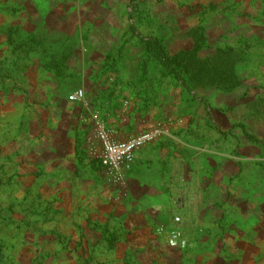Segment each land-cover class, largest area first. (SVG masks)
Listing matches in <instances>:
<instances>
[{"label": "rangeland", "instance_id": "obj_1", "mask_svg": "<svg viewBox=\"0 0 264 264\" xmlns=\"http://www.w3.org/2000/svg\"><path fill=\"white\" fill-rule=\"evenodd\" d=\"M0 264H264V0H0Z\"/></svg>", "mask_w": 264, "mask_h": 264}, {"label": "built area", "instance_id": "obj_2", "mask_svg": "<svg viewBox=\"0 0 264 264\" xmlns=\"http://www.w3.org/2000/svg\"><path fill=\"white\" fill-rule=\"evenodd\" d=\"M82 96L83 92L77 91L71 96V99L76 100ZM153 138V134H143L121 143L110 141L108 137L103 136V161L111 170L116 172L120 171L123 167L128 166L133 161L135 152Z\"/></svg>", "mask_w": 264, "mask_h": 264}, {"label": "trees", "instance_id": "obj_3", "mask_svg": "<svg viewBox=\"0 0 264 264\" xmlns=\"http://www.w3.org/2000/svg\"><path fill=\"white\" fill-rule=\"evenodd\" d=\"M145 42L149 47H154L155 45L158 50V53L165 59L167 66L172 67L171 58L167 56L162 44L158 40H150V41H145ZM218 58L219 60L220 59L223 60L222 56H219ZM176 60L182 65V70L180 72H177V70H174V72L177 73L178 76H180V73L186 72L189 75H191L193 79H197V80L203 79V81L205 82V79L210 78L209 80L211 82L212 81L214 83H217V81L219 83L222 82L223 68H216V67L213 69L209 68L207 64H204V62H202L198 58L197 49L193 51L182 52L181 54L177 56ZM227 61L225 62V64H228Z\"/></svg>", "mask_w": 264, "mask_h": 264}]
</instances>
